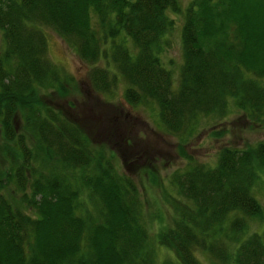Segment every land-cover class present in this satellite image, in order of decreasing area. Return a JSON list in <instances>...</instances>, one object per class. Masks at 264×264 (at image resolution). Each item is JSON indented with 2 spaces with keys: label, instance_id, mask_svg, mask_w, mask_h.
Listing matches in <instances>:
<instances>
[{
  "label": "trees",
  "instance_id": "trees-1",
  "mask_svg": "<svg viewBox=\"0 0 264 264\" xmlns=\"http://www.w3.org/2000/svg\"><path fill=\"white\" fill-rule=\"evenodd\" d=\"M167 10L181 17L174 80L157 59ZM42 27L89 66L91 91L119 79L122 98L153 103L179 139L197 117L228 113L230 99L264 126V0H0V264H200L196 252L264 264V228L245 232L261 213L251 188L264 139L220 147L210 165L185 156L166 180L170 218L154 236L172 259L156 263L132 178L39 102L70 80L48 60Z\"/></svg>",
  "mask_w": 264,
  "mask_h": 264
},
{
  "label": "rangeland",
  "instance_id": "rangeland-1",
  "mask_svg": "<svg viewBox=\"0 0 264 264\" xmlns=\"http://www.w3.org/2000/svg\"><path fill=\"white\" fill-rule=\"evenodd\" d=\"M187 1L179 0V3L185 5ZM165 15L172 19V24L162 35L163 50L157 59L162 68L172 71L174 80L182 60L179 48L181 17L170 10ZM41 30L45 35L48 60L70 80L62 81V89L58 91L51 89L41 92L39 102L78 126L94 151L98 150L104 156L112 155L118 171L132 178L141 198L147 237L154 247L152 256L156 263L172 259L169 250L154 245L156 230L168 224L170 218L169 207L164 201L168 190L167 178L173 171L178 172L185 167V156L210 165L220 147L240 149L264 139L263 124L250 123L240 110L232 106L230 99L227 102L228 113L218 118L197 117L192 134L179 139L162 129L157 122L153 103L134 106L127 103L122 98L124 85L119 79L108 92L91 91L86 74L89 66L79 62L70 46L52 30L46 27ZM1 40L0 36V51ZM97 63L100 67L105 64L103 60ZM260 84L264 86V78L260 79ZM254 169L256 178L251 190L252 196L260 204L261 213L246 220L245 232L261 234L264 228V169ZM195 256L200 264H213L208 255L196 252Z\"/></svg>",
  "mask_w": 264,
  "mask_h": 264
}]
</instances>
